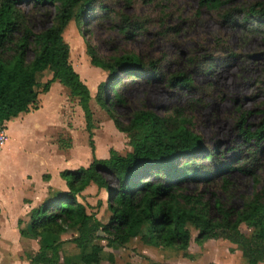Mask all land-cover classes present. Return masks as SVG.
I'll list each match as a JSON object with an SVG mask.
<instances>
[{
	"label": "rangeland",
	"instance_id": "rangeland-1",
	"mask_svg": "<svg viewBox=\"0 0 264 264\" xmlns=\"http://www.w3.org/2000/svg\"><path fill=\"white\" fill-rule=\"evenodd\" d=\"M201 1L95 0L84 11L81 21L70 22L64 40L70 45L74 70L91 93L92 133L98 159H108L111 150L125 156L132 148L128 135L116 129L96 100L98 87L108 80V74L92 66L87 42L102 60L135 54L144 63L155 62L161 67L159 74L149 79L121 76L119 88L126 104L114 108L115 116L127 125L139 110H149L159 116L180 111L188 119L190 129L203 139L206 154L214 153L217 164L246 165L255 170L258 186L240 171L231 173L232 204L240 209L254 192L264 191V141L247 144L241 135V127L253 133L262 127L264 120V24L251 13L264 6V0H229L218 11L203 7ZM21 10L35 33L47 30L53 23V7L25 5ZM28 58L32 60L33 55L30 53ZM180 73L193 78V90L170 83ZM49 75L47 72L45 76ZM46 81L41 83V89ZM51 88L50 95L40 89L39 105L50 122L47 131L35 137L40 142L30 140L31 148H23L17 161L10 155L5 164L0 162V197L5 208L0 222V264H31L41 248L33 237H21L19 222L14 225L7 219L10 212L11 220L22 212L23 198L28 195L27 179L32 180L37 190L41 191L43 186L50 190L49 195H55L67 190L60 176L63 171L88 167L94 158L79 99L72 98L58 82ZM11 141L13 144L6 142L5 149L13 152L15 143ZM1 152L0 156L4 151ZM207 164L213 165L210 160ZM106 178L114 186L115 179L110 175ZM220 186L211 190L223 198ZM200 189L204 190L202 186ZM207 191L210 196V190ZM107 199L108 192L97 187L88 189L81 201L89 214L107 223L111 215ZM9 206L11 211L6 210ZM22 220V229L26 230L28 217ZM241 231L252 235V230L245 225ZM197 236L198 232L191 229L189 254L194 258H184L174 248L145 246L139 239L125 248L105 251L115 256V264H245L238 246L225 240H210L199 246L195 242ZM73 238L72 233L61 237V250L63 257L76 261L80 252ZM97 244L105 246L106 242L100 240Z\"/></svg>",
	"mask_w": 264,
	"mask_h": 264
},
{
	"label": "trees",
	"instance_id": "trees-1",
	"mask_svg": "<svg viewBox=\"0 0 264 264\" xmlns=\"http://www.w3.org/2000/svg\"><path fill=\"white\" fill-rule=\"evenodd\" d=\"M228 1L202 0L201 5L218 11ZM94 2L0 0V126L6 127L7 122L39 105L41 83L45 79L43 94L49 93L58 82L72 98L79 99L94 156L88 167L60 174L68 190L57 192L32 210L26 230L22 229L23 220H19L21 237H33L41 244L31 264H102L104 261L115 264V256L107 254L106 248H125L135 239L145 246L174 248L184 258H194L189 254L191 229L198 232L195 242L199 246L210 240H225L239 247L245 264L264 263V191L254 192L240 209L232 204L231 173L240 171L258 186L255 170L246 165L217 164L214 153L206 154L203 139L190 129L188 119L180 111L159 116L143 109L123 125L114 114L116 106L126 104L119 88L121 76L149 79L158 75L161 67L155 62L146 64L135 54L102 60L87 42L92 66L108 74V80L98 87L96 100L116 129L128 135L132 148L125 156L111 150L108 159L96 157L91 93L74 70L70 45L64 40L70 22L81 21L84 11ZM25 5L53 7L51 27L33 32L21 10ZM251 13L264 24V6ZM30 53L32 60L28 58ZM47 72L50 78L45 76ZM170 83L187 91L195 88L193 78L186 73L174 75ZM241 135L247 144L263 142L264 120L262 127L253 133L241 127ZM208 160L213 165L209 166ZM106 175L115 179L114 186ZM218 184L223 198L211 190ZM91 185L108 192L107 210L111 215L107 223L89 214L87 206L79 201ZM243 225L252 230V235L241 231ZM68 233L73 234V243L80 252L76 261L62 256L60 239ZM100 240L106 242L105 246L97 244Z\"/></svg>",
	"mask_w": 264,
	"mask_h": 264
},
{
	"label": "crops",
	"instance_id": "crops-1",
	"mask_svg": "<svg viewBox=\"0 0 264 264\" xmlns=\"http://www.w3.org/2000/svg\"><path fill=\"white\" fill-rule=\"evenodd\" d=\"M46 95H50V92L47 93ZM40 99L42 100V98L39 97V103H40ZM42 110H43V106L38 105L37 107L32 108L29 113L20 115L19 117H17L15 119L11 120L10 122L6 123V129H7V134H8L7 144L12 145L13 143L11 140H14L15 148L13 146L14 150L12 152V151H9L8 149H5L7 144L4 146L3 150H1L2 152L3 151L4 152L0 156V162L2 164L6 163V160L8 159V157L10 155H11L13 160L17 161V158H18V156L21 155V152H22L21 150L23 148H26L27 150H29L31 148V145L29 144L30 140H33V141L36 140L37 142H40V140L36 139L35 137L37 136L38 133L46 132L47 131L46 127L50 123L43 116ZM50 138H51V134H50ZM21 139H22V141H20ZM49 139H47L46 142L49 141ZM15 140L17 141V145H16ZM27 141H28V143H27ZM42 144H44V143H42ZM49 159L51 161L53 160V156L51 154L49 155ZM27 181H28V186L26 188V192L28 193V195H26L23 198V206H22L23 210H22V212L20 214H18L17 216L13 217L12 220L9 217V216H11L12 212H10V214H8L9 216H7V219H9L10 222L13 221L14 225H17L19 220H21L22 218L28 217L30 215V213L32 212V210L38 209L39 207H41L43 201L49 199L51 196H54V194L49 195L50 194L49 189H45L42 186V190L39 191L35 188V184L32 183V180L30 181V179H27ZM42 185H43V183H42ZM64 186L67 188L65 181H64ZM96 188L97 187L95 185H91L88 189L89 190H96ZM67 190H63V191H67ZM103 191H105V190H103ZM83 196H84V194H83ZM26 201H27V203H26ZM79 201L82 202L81 199H79ZM0 206H1V217H0V222H1L3 216H5L4 203H3L1 197H0ZM8 208L11 211V209H10L11 206L7 207L6 210Z\"/></svg>",
	"mask_w": 264,
	"mask_h": 264
},
{
	"label": "built area",
	"instance_id": "built-area-1",
	"mask_svg": "<svg viewBox=\"0 0 264 264\" xmlns=\"http://www.w3.org/2000/svg\"><path fill=\"white\" fill-rule=\"evenodd\" d=\"M8 140V134L6 127L0 126V151L4 147Z\"/></svg>",
	"mask_w": 264,
	"mask_h": 264
}]
</instances>
